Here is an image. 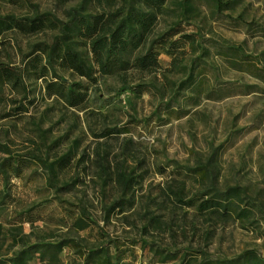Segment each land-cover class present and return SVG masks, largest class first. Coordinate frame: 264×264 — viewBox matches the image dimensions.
Segmentation results:
<instances>
[{"label":"rangeland","instance_id":"obj_1","mask_svg":"<svg viewBox=\"0 0 264 264\" xmlns=\"http://www.w3.org/2000/svg\"><path fill=\"white\" fill-rule=\"evenodd\" d=\"M83 1L0 0V19L68 22ZM129 6L154 21L135 56L159 52L157 71L93 85L38 52L59 31L0 38V67L25 70L26 87L0 82V264H264V0ZM99 9L85 0L78 20ZM54 80L83 102L50 96Z\"/></svg>","mask_w":264,"mask_h":264},{"label":"trees","instance_id":"obj_2","mask_svg":"<svg viewBox=\"0 0 264 264\" xmlns=\"http://www.w3.org/2000/svg\"><path fill=\"white\" fill-rule=\"evenodd\" d=\"M133 0H96L99 5V12L83 16L78 20L79 14L84 11L83 3L78 8H72L68 12L69 21L62 22L50 14L39 16L33 20L19 21L13 17L0 19V38L6 32L20 31L32 34L39 31H59L53 43H42L36 48L42 56H47L51 64L57 63L61 69L70 71L80 78H85L90 84H97L101 77L121 76L130 70L142 72H154L160 67V53L150 49L146 54L135 56V53L147 42L148 34L151 31L153 20L146 15H136L132 6ZM141 1L144 7L160 12L165 0H136ZM129 4V5H128ZM76 34L78 40L88 47L92 56L89 64L82 54L74 48L72 36ZM163 41V52L173 57L178 56V47L175 43L173 49L165 48L167 39ZM40 56V58H42ZM54 66V65H52ZM23 69L12 66L0 67V82L13 86L17 91H26ZM49 68L42 66L39 79H46ZM47 91L50 96L56 95L65 100L71 107H78L84 100L85 95L76 94L74 85H68L60 80L46 81ZM51 90H56L55 93ZM49 171H53L54 163L48 164L46 160L38 159ZM208 168L205 166L197 170H189L190 173L208 175ZM134 182L132 172L128 173L120 169L117 174V183L126 191ZM237 192V191H235ZM181 201L183 191L174 193ZM218 194L216 199L207 200L200 206L213 209L221 207V198ZM192 202V201H191ZM86 216V215H85ZM86 218V217H85ZM75 225L81 230L85 228L83 219L75 221ZM107 252V251H106ZM102 262L100 264H104Z\"/></svg>","mask_w":264,"mask_h":264}]
</instances>
